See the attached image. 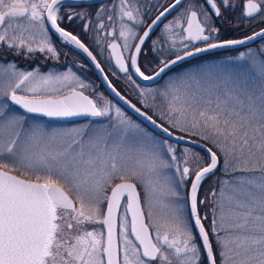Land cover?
<instances>
[{"label":"snow or ice","instance_id":"6c2138e0","mask_svg":"<svg viewBox=\"0 0 264 264\" xmlns=\"http://www.w3.org/2000/svg\"><path fill=\"white\" fill-rule=\"evenodd\" d=\"M181 2L174 0L164 7L143 35L137 36L134 27L123 21L142 24V14L131 0H120L118 37L124 51L134 47L131 66L145 80L159 77L193 55L264 38V28L242 39L223 38L224 12L234 11L236 5L232 0H205L207 9L190 7L165 25L179 29L172 35L179 38L183 50L172 40V47L177 48L175 58L162 60L155 77L147 76L137 66L141 46L161 18ZM62 5L64 0H0V44L16 55L39 53L58 58L45 27L47 21L65 41L96 62L77 36L58 22L86 19L89 14L69 11L60 16ZM105 11L101 8L97 17ZM240 19L264 23V0H245ZM113 20V15L107 16L110 25ZM234 26L239 27L240 21ZM98 27L105 30L103 19ZM115 31L113 27L108 34L115 35ZM132 39L139 42L133 45ZM196 42L204 46L189 47ZM108 48L119 70L127 73L121 45L113 42ZM238 59L244 63L197 66L194 72L169 81L162 93L167 111L161 119L172 127L202 134L216 149L206 146L208 162L197 158L195 168L187 158L181 167L171 145L166 149L170 161L165 159L163 143L124 117L119 108L110 130L63 132L47 131L39 124L25 127L14 106L49 118L106 117L112 107L85 95L89 85L71 70L41 74L20 71L15 63L0 67V264H217V256L219 264H264V47L241 52ZM96 67L103 72L98 62ZM140 114L156 125L151 116ZM221 159L225 174L230 171L232 178L212 190L211 220L206 228L209 216L199 211L205 201L198 199V192L202 181L215 174ZM172 168L178 181L167 174ZM189 179L186 217L178 188ZM138 184L145 190L147 213ZM105 203L106 210H102ZM154 205L165 212L163 223L155 220ZM89 224L103 229L86 227Z\"/></svg>","mask_w":264,"mask_h":264},{"label":"flooded vegetation","instance_id":"af4514ba","mask_svg":"<svg viewBox=\"0 0 264 264\" xmlns=\"http://www.w3.org/2000/svg\"><path fill=\"white\" fill-rule=\"evenodd\" d=\"M173 2L174 0H131L132 6L138 8L140 13L142 14L143 23L133 25L132 22L127 21V18L124 19L123 23H126L129 26L134 27L137 36L143 35V32L146 30L147 25L150 24L155 19V17L159 14L160 11L163 10L164 7L171 5ZM217 2H219V0H217ZM232 2L236 5V8L234 11L230 10L228 12H224L223 27L221 31L222 33H226V35H224L223 38L242 39L245 36L252 35L253 32L255 31H259L261 28H264V23H261V22L245 23L243 20L240 19L242 11H243V3L245 2V0H232ZM66 5H79V6L74 7V8H69ZM198 5H202L204 9H207L209 7L207 3L205 2V0H185L173 13H171L167 18H165L159 24V26L150 35L147 41L142 45L141 52L137 56V66L140 68L141 72H143L147 76L154 75L160 69V67H162V64H161L162 60L175 58V55L177 54V48L181 49V51L183 50V47H182V44L180 43L179 38L172 35L173 31H179V29H175V28L166 29L165 25H168L174 22L178 17L181 16L182 13H185V11L188 10L190 7H194ZM119 6H120V0H105L102 2L92 3V4L85 3L82 0H68L67 2H64V5L61 6L60 13L58 15L63 16L65 13L69 11L86 12L89 15L87 16L86 19L74 18L73 20L69 21L67 18H64L63 20L58 21V22L60 24V27H63L66 31L71 32L73 35L77 36V38L95 55V57L97 58L100 65L102 66L112 86L117 91H119L124 97H126L128 100H130L132 103H134L136 106L139 107V105L137 104V102H139V99H140L139 88L144 84L140 83L136 79V76L133 73V67L131 66L130 55L135 51L134 47L130 48L128 51H124L122 48L123 40L118 37V33L120 29V19L118 16ZM101 8L106 9V11L104 12L101 18H98L96 13ZM108 15H113L114 17V20L111 25L107 21ZM100 19H103L104 23L106 24V28L103 31H101L98 27ZM237 20L240 21L239 27L234 26V22ZM85 25H87V30H85ZM45 26L47 27L49 31L51 43L56 48L59 54L58 58H54L56 59V61L49 60L50 58H53L51 56L45 57L44 59L43 55L37 53L33 55L31 59L33 60L34 56H37L38 59H34L33 62H30V63L27 62L26 65H21V67H25L29 69V71L38 70L40 73H43V74H47L49 72L64 73V72L71 70V72L78 75L81 81L89 85V87L86 90H84L85 95H88L90 98L97 100V102L101 105L104 102H108L112 107V112L110 116L97 117V118H93L89 116H77V117H70V118H49V117H46L40 114L27 113L23 109H20L17 106H14L16 107L17 111L29 117H33L40 121H43L50 126H66V125L81 126L83 125L82 127L84 129L86 128H109L110 130V126L116 123L115 109L119 108L121 113L124 115V117H126L130 121L138 120L143 125H145L149 129V131L154 133L155 136L158 138L157 142L163 143L165 149H167V145H171L175 149V155L176 157H178V161H182V158L183 159L185 158L184 154H185L186 149L187 150L194 149V147H191L189 145H186L180 142L173 141L159 134L158 132L154 131L151 127L146 125L144 122H142L135 115H133L130 111L126 110L116 99H114L110 95L105 84L98 77L92 65L84 57V55L80 52V50L74 44L65 41L62 37L55 34L50 29L47 21H45ZM216 26L220 27L219 21L216 22ZM113 27L116 30L115 35H109L108 33L112 31ZM172 40L177 41V48L172 47ZM262 40L264 39L257 40L255 43H253L250 46L256 45L260 43ZM154 41L156 42L155 44H154ZM113 42H116L121 45L120 50L122 52V55L125 57V63H126V66L128 67L127 73L121 72L119 70V67L115 64L112 58L111 49L108 48V45ZM138 42H139L138 39L130 40V43L133 45ZM195 46L203 47L204 45L202 42H196L195 45H190L189 47L191 48ZM250 46L239 47V48H235V49L227 50V51L211 52V53L202 55L200 57L191 59L187 62H184L174 67L173 69L167 71L165 74H167L168 72L172 70L181 68L187 64L196 62L198 60H209L214 57H218L220 53L238 52ZM6 51L7 50H5V46H2L0 48V53L6 52ZM160 53L161 54L167 53V54L165 55V57L157 58L156 54H160ZM3 56L0 57V60H2ZM47 58H49L47 61H42V62L39 61L43 59L46 60ZM8 60L10 59L7 58V54H6V62H8ZM15 60L18 61V59H15ZM152 64H154L156 68L153 72L151 70H147V68L151 66ZM64 94H67V93H64ZM148 109H150V111L154 113L153 109L150 106H148ZM146 113H148L151 117H153L151 113L149 112H146ZM166 128H168L171 132H173L176 135L188 138L185 134H181L178 131L173 130L169 127H166ZM200 151L201 150H199V152ZM202 154H204L208 158V156L204 152H202ZM14 174L20 175L17 172H14ZM21 177L25 179H32V178H27L24 176H21ZM115 182L118 183L120 181H115ZM184 184L187 187L186 189L187 191L186 200H187L190 185H191V180L189 179L188 181H185ZM141 186L142 185L140 184L137 185L138 191L141 194L142 205L144 206L145 213H147L148 209L145 205V192L143 191ZM109 193H110V189H109ZM69 195L73 200H75V196L73 195V193L69 192ZM106 207L107 205L105 203L102 206V210H106ZM159 223H162V221H159ZM87 226L88 225H86V227ZM99 228L103 229V226L100 225L98 229ZM118 231H119V228H118ZM193 231L194 233H196V230L194 228H193ZM196 241L198 244L200 243V239L198 235L196 236ZM213 248L215 252L216 250H215L214 244H213ZM217 260H218V256H217Z\"/></svg>","mask_w":264,"mask_h":264},{"label":"rangeland","instance_id":"374dc122","mask_svg":"<svg viewBox=\"0 0 264 264\" xmlns=\"http://www.w3.org/2000/svg\"><path fill=\"white\" fill-rule=\"evenodd\" d=\"M46 27V26H45ZM47 28V27H46ZM48 35L49 31H48ZM50 38V36H49ZM4 46L2 44H0V48ZM261 47H264V40H262L260 43L250 46L248 48L242 49L238 52H228V53H220L218 57H214L212 59L209 60H198L196 62H193L191 64H187L181 68L172 70L170 72H168L167 74L164 75V77L162 78V80H160L158 83L151 85V86H147V85H142L139 90H140V99L139 102H137V104L139 105V107L146 111L151 113V115L163 126L165 127H169L173 130L178 131L181 134H185L188 139H192L195 141H199L204 143L205 145H207L208 147H213L212 144L210 143V141L205 140L203 138V135H197L193 132V130L189 129L187 131L182 130L179 127H172V125L168 122L167 119H161V113L162 112H166L167 111V98L162 96V93L165 90L166 85L168 84L169 81H174L177 79V77H184L186 76L189 72H194L197 66H203L205 68H207L209 65L215 64V65H221V66H228V67H233L235 65L238 64H242L244 63V61H240L238 59L239 54L241 52H248L249 49L253 50V51H257L259 50ZM6 52H2L0 53V57L3 58L2 60H0V67H6L7 64L9 63H15L16 67L18 70L20 71H29V69L25 68V67H21V65H26L27 62H33L34 59H38L37 56H34V59L32 60V56H28L26 57L23 53L20 55H16L15 52L8 50L5 47ZM6 54H7V58L10 59L8 60V62H6ZM167 53H163V54H156L157 58H161V57H165ZM14 57V58H13ZM44 59L45 56L43 55ZM15 59H18V61H16ZM39 60L40 62L42 61H47L49 58H47L46 60ZM49 60H55L54 58H50ZM148 67V66H147ZM146 67V68H147ZM155 65L152 64L151 66H149L147 68V70H151L152 72L155 70ZM43 74V73H41ZM76 76H78L76 74ZM141 93H143V95H141ZM150 100V101H149ZM148 106H150L154 113H152L150 111V109H148ZM16 115H20L24 118L23 120V124L25 127L31 126L32 124H39L40 126H42L43 128H45L47 131H63V132H70L72 130H77V129H84L81 126H77V125H66V126H50L47 123L40 121L36 118L33 117H29L19 111L16 110L15 112ZM134 124L139 125L140 128H142L150 137H153L154 140L157 142L158 138L155 136L154 133H152L151 131H149V129L143 125L141 122H139L138 120H131ZM158 143V142H157ZM213 150L216 151V149L213 147ZM186 154V152H185ZM184 154V157L188 159L189 162V166L195 168V164H196V160L197 158L200 159V161L202 163H207L208 162V158L202 154V152L198 149H193L187 150V155ZM220 155V153H218ZM164 158L168 159L170 161V155L167 154L166 149L164 148ZM178 158V157H177ZM183 161V158H182ZM182 161H178L180 163V166L183 167V162ZM219 170L215 172L214 175H212L209 178H206L203 183L200 186L199 189V198L201 200H204L205 203L204 204H200L199 205V209L201 214H208L209 216V221L205 222L206 226L208 227V225L210 224V220H211V201L213 199V197L211 196V192L213 189H219L221 183L226 180V179H231L232 178V173L229 171V174L226 175L225 174V170H224V165H223V159H221V163L220 166L218 168ZM167 174L169 176H174V179L176 181L179 180V175L175 173V169H168L166 170ZM18 173V172H17ZM20 174V173H19ZM235 175H240V173H235ZM27 178H32L34 179V177H27ZM141 188L144 190V187L141 186ZM186 189L187 187L185 186V184L183 183L182 185L179 186L178 191L181 194V200L180 203L184 206L185 208V215L187 217V212H188V205H187V200H186ZM74 195V194H73ZM199 199V200H200ZM146 205V203H145ZM147 207V205H146ZM153 214H154V218L157 222L162 221V223L165 221L166 219V214L165 212L161 209V207L159 205H154L153 208ZM100 225H88V228H92V227H96L98 228ZM101 229V228H99ZM194 233V231H193ZM195 234V233H194ZM197 242V241H196ZM215 246V244H214ZM215 250H216V246H215ZM217 264H219V257L217 260Z\"/></svg>","mask_w":264,"mask_h":264},{"label":"water","instance_id":"95a60500","mask_svg":"<svg viewBox=\"0 0 264 264\" xmlns=\"http://www.w3.org/2000/svg\"><path fill=\"white\" fill-rule=\"evenodd\" d=\"M68 0H64V2H67ZM83 2L85 3H98V2H102V1H105V0H82ZM185 0H182L181 4L184 2ZM180 4V5H181ZM180 5H177L176 8H174L172 11H170L169 13H167L164 17L161 18V20L153 27L150 35L155 31V29L159 26V24L165 19L167 18L171 13H173ZM48 25L50 27V29L57 35H59V33H57L54 29L51 28V25L50 23L48 22ZM60 36V35H59ZM61 37V36H60ZM150 37V36H149ZM63 38V37H62ZM260 39H264V38H257L255 41H251L249 42L247 45H239V46H236L234 48H218V49H212L210 51H205V52H202V53H199V54H196V55H193L191 57H188L180 62H178L177 64L175 65H172L169 69H166L164 73H161V75L159 77H155V74L154 75H151V76H154L155 78L152 79V80H145L143 79L136 71H135V67H133V73L134 75L136 76V79L144 84V85H147V86H151V85H154L156 83H158L161 78L163 77V75L173 69L174 67L184 63V62H187L191 59H194V58H197V57H200L202 55H205V54H208V53H211V52H217V51H227V50H232V49H235V48H239V47H247V46H250L252 45L253 43H255L257 40H260ZM147 41V39L145 40V42ZM82 43V42H81ZM75 45V44H74ZM76 46V45H75ZM86 47V46H85ZM142 47V46H141ZM79 49V48H78ZM80 52L84 55V57L89 61V63L92 65L94 71L97 73L98 77L103 81V83L105 84L108 92L110 93V95L116 99L126 110L130 111L133 115H135L137 118H139L142 122H144L146 125H148L149 127H151L154 131L158 132L159 134L173 140V141H176V142H180V143H183V144H186V145H189L191 147H194V148H197L199 150H201L202 152H204L206 155V151H205V147L207 145H205L204 143L202 142H199V141H195V140H191V139H188V138H185V137H182V136H179V135H176L174 134L173 132H171L169 129L168 133H165L161 127H157L156 125H162L160 124L158 121H156L153 117L152 119L156 121V125H153L147 118L145 115H141L140 113H146L144 110H142L141 108H139L138 106H136L134 103H132L130 100H128L126 97H124L119 91H117L113 86L112 84L110 83L108 77H107V80H105V76H107L103 70V72L100 71V69H98L96 67V62H98L97 58H96V62H93V60L87 55V53H85L82 49H79ZM90 51V50H89ZM93 54V53H92ZM93 56H95L93 54ZM114 62H115V59L114 57H112ZM174 59V58H173ZM99 63V62H98ZM100 64V63H99ZM116 64V63H115ZM100 67L102 68V66L100 65ZM103 69V68H102ZM159 71V70H158ZM109 83L111 84L112 87H109ZM115 89L116 91L114 92L112 89ZM119 93V95H117L116 93ZM135 105V108H139L140 109V112L138 113L135 108H133L132 106ZM147 116H150L148 113H146ZM164 127V126H163ZM166 128V127H164ZM208 147V146H207ZM214 151V150H213ZM219 156V155H218ZM14 174V173H13ZM23 178V177H21ZM190 192V190H189ZM206 227V226H205ZM117 231H118V228H117ZM211 239V238H210ZM214 250V248H213Z\"/></svg>","mask_w":264,"mask_h":264},{"label":"trees","instance_id":"16d2710c","mask_svg":"<svg viewBox=\"0 0 264 264\" xmlns=\"http://www.w3.org/2000/svg\"><path fill=\"white\" fill-rule=\"evenodd\" d=\"M189 187V186H188ZM201 200V199H200ZM210 237H211V233H210Z\"/></svg>","mask_w":264,"mask_h":264}]
</instances>
